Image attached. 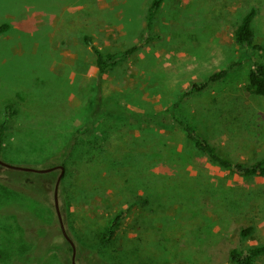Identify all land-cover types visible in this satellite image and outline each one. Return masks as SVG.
<instances>
[{"label": "rangeland", "instance_id": "1", "mask_svg": "<svg viewBox=\"0 0 264 264\" xmlns=\"http://www.w3.org/2000/svg\"><path fill=\"white\" fill-rule=\"evenodd\" d=\"M151 1L0 0V25L10 24L0 33V126L7 106L15 110L0 159L65 167L58 202L77 264H235L233 248L264 247V177L214 165L175 123L150 124L112 102L157 113L239 61L234 31L253 8L264 46V0H165L149 24ZM86 35L105 53L139 48L101 76ZM248 57L177 113L225 155L255 162L264 157V97L245 91ZM253 59L264 61V49ZM98 95L104 108L92 119ZM61 171L0 166V264H19L47 234L43 249L58 247L45 264H72L55 203ZM18 214L31 217V230Z\"/></svg>", "mask_w": 264, "mask_h": 264}, {"label": "trees", "instance_id": "2", "mask_svg": "<svg viewBox=\"0 0 264 264\" xmlns=\"http://www.w3.org/2000/svg\"><path fill=\"white\" fill-rule=\"evenodd\" d=\"M165 0H152L148 10V22L149 24L152 22L155 14L162 6ZM256 15L255 8L251 9L247 12L241 22L238 24L234 31V39L235 42L244 49V54L241 59L235 63H232L225 69H221L215 71L211 74L206 80L201 82H196L190 85L180 96V98L173 103L171 106L166 108L163 111L157 113L150 112H140L136 111L120 102L118 104L114 103L115 107L118 106V112L126 113L132 115L137 119H143L142 121L155 123L161 121L162 123H175L179 126L185 133V136L189 142L193 144L194 149L203 153L207 160L214 165H217L225 170L236 173L242 176H257L264 177V157L255 162H244L239 159L231 158L225 155L223 152L219 150V148L213 144L208 138H206L201 132H199L196 127L191 124L187 119L180 116L177 113V109L181 105V103L185 100L186 97L190 96L195 92H202L208 88L211 83L218 82L227 77L232 68L238 66L246 60V56H249L250 62V70L248 81L245 84V91L252 95H259L264 97V61H258L253 59V55L257 50L264 49L263 45H260L255 42V33L253 29V22ZM10 28L9 23H3L0 25V33L7 31ZM85 42L92 47L95 56H96V65L99 74L102 76L107 74L109 69L117 67L120 62L124 59L131 56L136 50H138L139 46H133L125 51H117V52H107L105 53L99 46L94 44L93 38L89 35L85 36ZM98 100L96 102V107L93 111V118L96 114H98L104 107L102 105V101ZM111 105V104H110ZM111 106H108L110 108ZM15 113V110L11 105H8L6 108V117L3 121V124L0 126V146L3 147L5 141V135L7 130V123L10 121L11 117ZM145 118V119H144ZM90 129V124H86L83 127L81 132H87ZM65 162V161H64ZM63 162V163H64ZM63 177V176H62ZM126 211H121L118 213L117 217L110 225L108 231L104 234L103 241H109L112 236L115 234L116 229L120 226L121 220L125 217ZM17 214V213H16ZM20 225L28 230H31L32 219L31 217H22V215L18 214ZM51 238L50 234L40 235L37 238V241L34 243V247L30 250V252L25 256L21 257L19 260V264H45L46 259L49 254V250L52 247H58L56 245H52L51 247L44 248V241ZM66 239V238H65ZM66 246H63L67 253H72L73 255V247L71 243L66 239ZM77 251V250H76ZM264 251V247H251V248H233L230 252V258L235 264H256V258L262 254ZM73 264V263H72Z\"/></svg>", "mask_w": 264, "mask_h": 264}, {"label": "water", "instance_id": "3", "mask_svg": "<svg viewBox=\"0 0 264 264\" xmlns=\"http://www.w3.org/2000/svg\"><path fill=\"white\" fill-rule=\"evenodd\" d=\"M0 166H4V167H7V168L16 169V170L33 171V172H40V173H47V172H51V171H53V170H55L57 168H61L62 171H61V173H60V175L58 177V180H57V183H56V187H55V203H56V209L58 211V215H59V219H60L62 232H63L65 238L71 243V245L73 247L72 263L73 264H77V261H76V245H75L74 241L72 240V238L70 237V235L68 234V231H67V229L65 227L64 220H63L60 208H59V202H58L59 184H60V181H61L62 176L64 174V168L65 167L63 165L47 167V168H35V167H30V166H18V165L9 164V163L1 160V159H0Z\"/></svg>", "mask_w": 264, "mask_h": 264}]
</instances>
